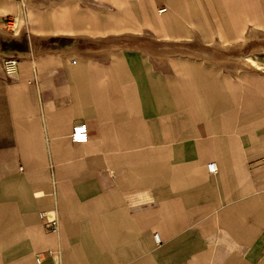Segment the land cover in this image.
<instances>
[{"label": "crops", "instance_id": "0c3cea01", "mask_svg": "<svg viewBox=\"0 0 264 264\" xmlns=\"http://www.w3.org/2000/svg\"><path fill=\"white\" fill-rule=\"evenodd\" d=\"M75 19L41 37L64 46L8 48L18 67L0 65V264H264V110L224 111L191 92L206 65L160 69L74 31L94 15ZM122 22L107 37L129 34ZM79 124L85 144L70 139Z\"/></svg>", "mask_w": 264, "mask_h": 264}, {"label": "rangeland", "instance_id": "374dc122", "mask_svg": "<svg viewBox=\"0 0 264 264\" xmlns=\"http://www.w3.org/2000/svg\"><path fill=\"white\" fill-rule=\"evenodd\" d=\"M54 1L61 0H30L31 4L26 0H0V27L18 36L16 41L0 37V48L6 54L0 57V65L6 76L9 62L15 60L16 68L19 64L17 57L6 53L8 48L24 51L32 43L45 48H54L55 43L64 46L65 40L58 43L41 37L57 33L58 29H52L60 26L55 23L60 16L69 21L73 16L76 21L77 14L94 15L97 24H78L74 31L106 37L101 39V47L115 43L148 52L149 61L160 69L169 63L206 65L207 70L194 73L199 78L191 79L192 93L221 96L224 111L237 106L239 110L253 106L264 110V0H77L35 7ZM67 4H73V8ZM122 18L127 22L121 32L129 34L121 39L107 37L112 30L104 27L108 23L122 24ZM142 20L156 21L149 26L141 24ZM146 27L157 31V41L144 34L148 33ZM139 32L142 36L133 35ZM244 39V44L239 45ZM80 43L85 48L94 47L88 40ZM219 45L228 49H220ZM183 74L174 72L180 80L178 91H183Z\"/></svg>", "mask_w": 264, "mask_h": 264}, {"label": "built area", "instance_id": "2783aa9c", "mask_svg": "<svg viewBox=\"0 0 264 264\" xmlns=\"http://www.w3.org/2000/svg\"><path fill=\"white\" fill-rule=\"evenodd\" d=\"M7 75H9L10 73H12L15 69H16V61L12 60L11 62H9L8 66H7ZM70 139L73 143L75 144H85L88 141V129L87 126L85 124H79L77 126H75L71 132L70 135ZM208 170L210 173H214L216 171V167L214 164H209L208 165ZM41 217L43 219H46L45 215L42 214ZM49 224H51L53 226V232L56 231V221H54L53 219H50L48 221ZM155 241L156 244L159 245L160 244V240L158 238L157 235H155Z\"/></svg>", "mask_w": 264, "mask_h": 264}, {"label": "bare ground", "instance_id": "6f19581e", "mask_svg": "<svg viewBox=\"0 0 264 264\" xmlns=\"http://www.w3.org/2000/svg\"><path fill=\"white\" fill-rule=\"evenodd\" d=\"M159 12L161 13V12H163V11L161 10V11H159ZM0 30H1V31H4V30H2L1 28H0ZM242 43H243V42H242ZM240 45H241V44H240ZM242 65H243V64H242ZM2 71H3V70H2ZM3 74H4V72H3Z\"/></svg>", "mask_w": 264, "mask_h": 264}]
</instances>
